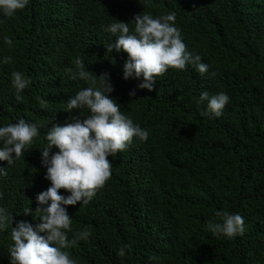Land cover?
Segmentation results:
<instances>
[{"label": "trees", "instance_id": "1", "mask_svg": "<svg viewBox=\"0 0 264 264\" xmlns=\"http://www.w3.org/2000/svg\"><path fill=\"white\" fill-rule=\"evenodd\" d=\"M171 12L187 51L208 71L189 63L156 78L152 90L140 88L143 76L124 78L128 54L108 51L118 34L105 29L119 20L132 34L136 14ZM5 56L10 63L2 62ZM77 58L97 87L98 76L108 74V95L149 138L133 137L108 157L112 175L89 203L63 205L72 218L69 240L85 228L91 236L62 250L76 264H264V0H29L10 17L0 11V127L22 118L40 130L11 166L0 160L7 171L0 175V208L13 215V227L39 222L23 210L34 212L36 195L51 185L42 163L45 134L79 115L65 111L67 100L91 86L69 78L66 69L76 71ZM13 71L31 81L22 101ZM205 91L230 97L221 116L201 115ZM57 151L53 146L50 155ZM224 211L243 217V235L208 229L209 221L222 222L216 213ZM11 227L0 231V264H11ZM125 245L131 248L121 257Z\"/></svg>", "mask_w": 264, "mask_h": 264}, {"label": "clouds", "instance_id": "2", "mask_svg": "<svg viewBox=\"0 0 264 264\" xmlns=\"http://www.w3.org/2000/svg\"><path fill=\"white\" fill-rule=\"evenodd\" d=\"M29 0H0V11L6 17L23 10ZM176 14L168 13L158 18L151 14H136L134 33L130 34L128 22L117 20L105 29L115 35V42L107 46L109 52L115 49L128 54L124 63V78L133 75L143 76L140 88L152 90L155 79L163 76L169 69L185 70L191 63L199 73L208 71V65L201 62L199 55L193 56L186 49L181 37V31L175 26ZM4 42L11 47L13 41L5 36ZM12 58L5 56L3 63H10ZM76 71L72 67L66 69L73 81L77 79L91 81V86L82 88L67 100L65 111L79 110V115L71 117L72 122L63 126L53 124L45 134L47 145L42 149V163L46 167L45 178L51 185L36 195L37 207L23 210L25 214L32 213L33 219L39 222L33 226L26 221H20L13 227V215L7 209L0 208V231L7 230L11 222V239L13 244L8 248L11 264H76L70 258L67 249L77 241L88 240L91 236L89 229L77 230L69 240L67 233L72 232V218L63 205L87 204L98 189L104 187L112 175V162L109 156L124 151L132 142L133 137L147 141L149 133L126 116L120 105L108 94L113 91L112 83L107 73L101 74L100 86L80 58L75 60ZM97 76V75H96ZM20 71L11 73V83L16 93V100L22 101L20 93L30 84ZM135 96V91H130ZM40 100V98H37ZM230 97L224 92L209 97L202 92L200 102L207 101V109L203 116L219 117L229 102ZM40 106L46 107V102L40 100ZM87 109L89 114L84 116L80 111ZM39 128L34 123L19 119L0 127V160L7 161L8 166L14 159L24 155L27 146L33 143L39 135ZM55 146L59 151L50 155ZM0 175H7L6 168H0ZM64 189L70 195H61ZM50 201V203H49ZM222 222L211 220L208 229L213 234H223L228 238L244 234V219L240 214H230L227 211L217 212ZM40 233H43L41 235ZM125 245L118 250V255H125Z\"/></svg>", "mask_w": 264, "mask_h": 264}]
</instances>
